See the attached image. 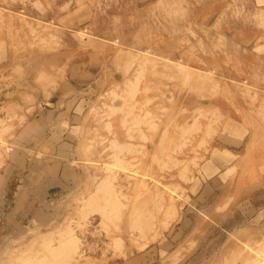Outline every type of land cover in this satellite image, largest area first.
Masks as SVG:
<instances>
[{
  "label": "rangeland",
  "instance_id": "obj_1",
  "mask_svg": "<svg viewBox=\"0 0 264 264\" xmlns=\"http://www.w3.org/2000/svg\"><path fill=\"white\" fill-rule=\"evenodd\" d=\"M238 117L264 133V0H0V264H264L263 180L230 205L208 169Z\"/></svg>",
  "mask_w": 264,
  "mask_h": 264
},
{
  "label": "crops",
  "instance_id": "obj_2",
  "mask_svg": "<svg viewBox=\"0 0 264 264\" xmlns=\"http://www.w3.org/2000/svg\"><path fill=\"white\" fill-rule=\"evenodd\" d=\"M47 106L49 107V111H47L46 113L48 116L52 115L51 117L53 119V124L54 125L56 124V126L62 125L60 118L55 121L56 117H58V115L60 114V112H56L58 110L56 105L54 103H51L49 105L48 103ZM42 108L44 107L42 106ZM71 113L72 111L69 112V116L67 117L69 119L68 130L72 132L71 134H74L75 132H77L78 126L70 125V123L73 122V120L71 121V117L73 115ZM44 114L45 112L43 111L41 114L42 121H44L42 117V115ZM227 125H228V129L225 128L223 131H220L221 129L219 130L221 134L220 138L225 142L224 148H220L219 151L223 152L224 154H231L233 156L232 158L230 157L232 161L230 160L229 162H225L227 163V165L223 164L220 167L215 165V163L214 164L208 163L209 164L208 169L211 170L210 178L216 177L219 179V181H223V182H227V181L234 182V180L236 181L235 184L236 189L234 196H232L233 194H229L228 197V199H230L228 204L231 205L233 202H236L237 200L239 201L241 192L244 188L242 184L245 183L244 180L246 178L255 176L256 180L258 181L263 180V184H264V133L261 135V137H258V135L253 137V134L250 136V131L248 130V124L246 122V119L245 118L242 119V117H238L236 119H230ZM59 136L60 134L57 135V137ZM260 139L262 142H259ZM72 140L74 142L75 139ZM57 145H58L57 147L58 151L56 152V154H54L53 157L54 162L52 163V165H50L48 168L44 169L43 171V173L45 174V181H43V184L49 191L53 189L59 190L64 188V186L67 187L66 186L67 179L66 177H64V175L71 174V176L72 175L77 176V172L72 166L63 163L65 166L63 167L62 166L63 164L61 163L62 160L70 161L69 159L71 153L65 152V154L61 156L60 148L62 147L68 149L70 148L71 150V147L69 146L73 147V144L72 143L70 144L69 142L64 140L62 142L59 140ZM243 145L245 146L243 151L238 153L237 152L239 151L238 149H240V147H242ZM73 162H76V160H73ZM254 186L250 189L253 190L255 188H259L257 186H261V185L257 183V185ZM231 188H233V186ZM210 190L214 192L212 185L206 183L204 185V188L200 196H202L203 198L204 197L203 195ZM228 199H225V201ZM47 200L45 199L40 200L39 204L43 206H45L46 204H50ZM151 251L152 249L143 252L142 258L143 260H145V263H147L146 260L150 259Z\"/></svg>",
  "mask_w": 264,
  "mask_h": 264
},
{
  "label": "bare ground",
  "instance_id": "obj_3",
  "mask_svg": "<svg viewBox=\"0 0 264 264\" xmlns=\"http://www.w3.org/2000/svg\"><path fill=\"white\" fill-rule=\"evenodd\" d=\"M63 246V245H62ZM67 248V247H66ZM62 249V248H61ZM64 249V248H63ZM65 250V249H64ZM79 254H80V252H79ZM86 264V263H85Z\"/></svg>",
  "mask_w": 264,
  "mask_h": 264
}]
</instances>
